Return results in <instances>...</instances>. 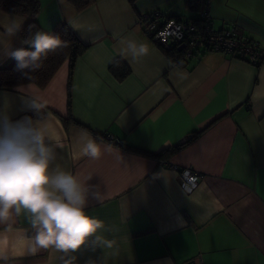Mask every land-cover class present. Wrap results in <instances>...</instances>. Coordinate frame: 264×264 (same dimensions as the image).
Returning a JSON list of instances; mask_svg holds the SVG:
<instances>
[{"label":"crops","instance_id":"1","mask_svg":"<svg viewBox=\"0 0 264 264\" xmlns=\"http://www.w3.org/2000/svg\"><path fill=\"white\" fill-rule=\"evenodd\" d=\"M40 4L39 31L52 34L65 21L86 45L71 78L78 124L65 127L59 117L67 116L68 61L44 88H0V112L13 120L36 118L23 97H38L51 142L62 145L57 162L102 195V202L90 195L85 211L105 222L100 234L112 246L93 244V236L64 258L74 256V264H264V65L218 51L173 62L145 33L139 15L159 9L181 16L185 0H95L81 10L66 0ZM208 12L216 29L234 24L264 47V0H209ZM5 14L23 25L28 20L1 9L0 20ZM120 37L143 43L147 54L121 56ZM12 47L28 45L17 34ZM13 60L0 47V67ZM89 139L95 158L84 150ZM177 145L165 158L155 155ZM174 166L197 171L196 188L186 192ZM6 228L0 225L7 264H63L54 249L26 252L37 229L23 213Z\"/></svg>","mask_w":264,"mask_h":264},{"label":"clouds","instance_id":"2","mask_svg":"<svg viewBox=\"0 0 264 264\" xmlns=\"http://www.w3.org/2000/svg\"><path fill=\"white\" fill-rule=\"evenodd\" d=\"M23 23L14 14L4 15L0 20V47L5 56L16 61L15 70L31 80L48 53L66 46V42L58 35L35 31L22 40L27 48L14 49L12 38L22 30ZM118 43L122 45L121 56L136 60L147 54L146 46L135 39L120 37ZM23 99L26 107L35 111L36 118L13 120L7 110L0 112V225H7L5 232L10 231L15 218L23 213L37 229L35 237L26 241V252L35 255L41 249H54L63 254V264H74V256L64 257L90 237H95L93 244L112 246L100 234L105 222L85 211L90 195L101 202L102 195L91 192L85 182L57 162L56 150L62 145L51 142L49 123L41 115L43 104L28 93ZM84 150L93 158L98 155L91 139ZM8 259L9 254L0 250V262L7 264Z\"/></svg>","mask_w":264,"mask_h":264},{"label":"built area","instance_id":"3","mask_svg":"<svg viewBox=\"0 0 264 264\" xmlns=\"http://www.w3.org/2000/svg\"><path fill=\"white\" fill-rule=\"evenodd\" d=\"M208 1L198 17L201 22L168 19L160 25L159 13L151 17L146 12L140 15V24L145 33L159 47L173 55L175 63H187L199 60L207 51L230 53L232 56L259 66L264 65V47L258 41L250 39L238 32L234 24L216 29L208 12ZM180 183L186 192L196 188L199 174L192 168H178Z\"/></svg>","mask_w":264,"mask_h":264},{"label":"trees","instance_id":"4","mask_svg":"<svg viewBox=\"0 0 264 264\" xmlns=\"http://www.w3.org/2000/svg\"><path fill=\"white\" fill-rule=\"evenodd\" d=\"M69 2L76 10H81L95 0H66ZM186 7L190 10H193L197 13L194 17H182V16H170L163 14L159 9L146 12L151 15L158 12L160 25L164 24L168 19L174 18L178 21H192L196 24L200 23L201 20L198 17L200 11L204 10L207 5V0H185ZM0 9L15 13L21 14L28 18L25 25H23L22 30L18 33L19 37L23 40L29 36V33H34L39 31V25L36 22V17L41 9L40 0H0ZM195 13V14H196ZM141 15V14H140ZM139 15V17H140ZM140 19V18H139ZM140 21V20H139ZM52 34L58 35L61 41L66 42V46L57 48L54 51H50L47 55V58L43 60L42 67L32 74V79L29 80L22 75L21 72L16 71V61L13 60L12 64L8 67H0V88H12L14 86L24 84V83H34L40 88H44L49 81L52 79L54 74L57 72L59 67L65 62L68 61L69 67V77L67 82V116H59L63 125L67 127L70 123L78 122L73 118L71 110V78L74 63L76 58L83 52L86 45L83 44L76 34L73 32L71 27L65 21H58L54 24L52 28ZM163 51L172 55L170 52H167L162 48ZM173 56V55H172ZM174 62V58H173ZM183 64V63H177ZM32 115L36 117V113L33 112ZM42 117L44 113H41ZM180 146V145H179ZM178 145L169 149H164L157 154L156 156L160 158H165L169 156L174 150H176Z\"/></svg>","mask_w":264,"mask_h":264},{"label":"rangeland","instance_id":"5","mask_svg":"<svg viewBox=\"0 0 264 264\" xmlns=\"http://www.w3.org/2000/svg\"><path fill=\"white\" fill-rule=\"evenodd\" d=\"M196 12L193 11V10H190L187 8V11L181 13V14H177V15H181L182 17H193V15L195 14ZM192 15V16H191Z\"/></svg>","mask_w":264,"mask_h":264},{"label":"water","instance_id":"6","mask_svg":"<svg viewBox=\"0 0 264 264\" xmlns=\"http://www.w3.org/2000/svg\"><path fill=\"white\" fill-rule=\"evenodd\" d=\"M185 264H188V263H185Z\"/></svg>","mask_w":264,"mask_h":264}]
</instances>
